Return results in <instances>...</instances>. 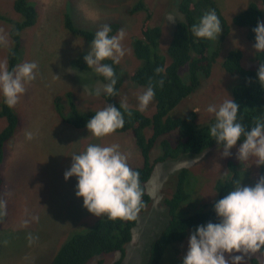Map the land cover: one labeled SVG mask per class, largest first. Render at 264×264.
<instances>
[{
    "label": "rangeland",
    "instance_id": "1",
    "mask_svg": "<svg viewBox=\"0 0 264 264\" xmlns=\"http://www.w3.org/2000/svg\"><path fill=\"white\" fill-rule=\"evenodd\" d=\"M137 1L29 0L38 9V17L35 26L26 28L21 33L22 46L17 65L36 62L38 69L36 79L25 84V93L20 97L19 103L11 108L16 113L19 124L17 123L15 134L5 146V160L0 165L3 179L0 197L6 213V221L0 225V264H52L54 257L72 235L88 231L106 216L97 217L84 208L83 198L76 196V177L65 180L64 174L71 167L73 154L84 152L90 144H117L120 146L119 150L128 155V164L132 169L143 165L131 133L96 137L87 127L74 128L59 114L60 110L67 118H74L76 113L96 112L107 106L105 93L101 92L100 96L94 94L95 88L105 83L94 70L85 71L77 66V60L88 54L91 42L69 32L66 17L81 31L96 33L104 24H117L120 28L115 35L121 28L125 30L122 45L126 53L117 64L124 80L118 100L126 96L130 108L138 110L137 96L146 88L137 85L132 79L134 71L143 65L132 47L134 40L141 37V26L147 8L152 16V26L163 28L159 53L165 56L168 64L171 61L167 56L168 47L183 15L179 12L181 0H144V9L140 8L132 14ZM216 1L232 29L223 53L232 48L240 49L244 53V67L255 69L258 64L255 56L257 52L253 44L247 39L245 41L244 30L237 27L233 20L249 4L261 5L263 0ZM15 2L16 0H0V17L6 19L4 21L0 18V36L6 40V43H0V63H6L9 70H12L10 55L15 43L10 38L12 25L8 20L24 21V17L14 10ZM169 16L175 20L174 23L169 21ZM186 70L182 69L181 73L184 74ZM237 83L236 78L217 64L212 76L202 79L196 92L168 117L184 119L198 112L197 122H200L212 114L207 111L209 105L218 107L224 100L233 99L232 89ZM2 103L4 104V97L0 94V112L4 107ZM155 110L153 99L142 113L152 116ZM8 124L6 117H0V133ZM27 131L34 134L30 141L25 138ZM152 132V128H148L145 137L149 139ZM239 145L231 149L233 155L228 158H221L219 146L210 149L206 152V157L198 160L178 159L158 164L147 184L151 202L140 214L132 231L133 240L127 246L126 256L120 264H143L145 261L147 247L152 238L158 235L157 225L167 221L165 217L168 216V209L164 200L173 192L175 173L186 167L192 176L190 186L194 188L195 196L192 202L184 205V210H189L192 204L196 206L202 201H212L217 196L216 182L224 176V172L229 173L227 163L236 158ZM162 152L159 141L150 153L151 163ZM210 161L218 165L215 170H210ZM249 161L254 162L255 159ZM252 171L251 180L256 176L254 168ZM242 185L249 186L250 183L242 182ZM29 234L34 238L31 244ZM188 242L189 240L183 244L179 260L186 255ZM167 255L170 256V253ZM120 258V252L102 254L88 264H115Z\"/></svg>",
    "mask_w": 264,
    "mask_h": 264
},
{
    "label": "trees",
    "instance_id": "2",
    "mask_svg": "<svg viewBox=\"0 0 264 264\" xmlns=\"http://www.w3.org/2000/svg\"><path fill=\"white\" fill-rule=\"evenodd\" d=\"M143 2L144 0H138L131 13L135 14L140 8L144 9ZM262 7H264V0L261 5L251 3L233 20L237 27L244 30L245 41L247 39L253 45L255 43L253 29L257 26L258 21H264V8ZM213 9L221 21L222 32L214 40L195 37L191 31L192 25L198 23L205 12ZM14 10L24 17V21L8 20L12 25L9 32L10 38L15 43L10 55L11 69L17 66L18 53L22 46V31L35 26L38 17V10L29 3V0H16ZM179 11L184 19L176 25L168 47L167 56L171 59L169 64L165 56L159 53L163 29L160 26L151 25L152 16L147 11V16L141 26L142 37L135 39L133 43L135 56L143 65L134 71L132 79L134 83L144 88L148 86L150 79L153 81L156 110L152 116H148L137 109H131V118L125 113L124 127L114 132L131 133L142 158L143 165L133 169L139 173L140 188L143 192L140 212L135 219L111 220L106 215L88 231L75 233L54 257L52 264H88L95 257L114 252L121 253L122 257L115 263L120 264L126 256L127 246L133 240L132 231L137 225L139 215L151 202L147 184L151 180L156 166L168 160H198L206 157V152L210 149L219 147L209 134L210 127L215 123L214 114L208 115L200 122H197L198 112L184 119L168 117L175 108L196 92L202 79L212 76L217 64L238 80L232 89L233 100L239 105L238 122L244 124L250 131L254 118L264 115V86L259 83L257 76L258 68L264 62V52L255 55L258 63L255 69L244 67L242 50L232 48L223 53V48L232 29L216 0H181ZM0 18L6 20L3 17ZM109 26L112 29L109 35H115L118 25L110 24ZM66 28L72 34L90 42L95 36V33L77 29L69 17H66ZM103 63L113 67L117 79L115 90L118 93L117 96L105 94L104 98L107 105L112 104L119 108L118 97L124 84L122 74L118 65L111 59L105 60ZM77 66L85 71L93 70L88 68L84 58L77 60ZM157 67H164L165 71L157 75L155 73ZM182 69H187L184 74L181 73ZM99 78L104 83H108L103 76H99ZM159 80L164 81L163 87L157 83ZM2 106L4 107H2L3 111L0 112V117H6L9 124L0 133V165L5 160V146L15 134L19 122L16 113L11 108L5 103H2ZM95 113H76L74 118H67L59 110L63 120L76 129L86 128L87 121ZM207 120L209 121L206 122ZM148 128L153 130L149 139L145 137V131ZM242 139L243 137L237 144H241ZM159 141L163 152L154 163H151L150 153ZM255 163V161L250 162L249 160L241 163L237 158L230 159L227 163L228 175H224L216 182V200L214 198L209 202L202 201L196 206L192 204L189 210H184V205L192 202L195 196L194 188L190 186L192 176L186 167L177 171L173 180V192L164 200L168 209V216L165 217L167 221L157 225L158 235L156 238H152V242L148 245V255L143 264H183L184 256L179 260L183 244L189 240L192 231L197 226L206 225L209 221L219 222L214 204L234 189V181L248 182L249 186H255L258 179L264 176V166H257ZM208 165L210 170H215L218 166L211 161ZM253 168L256 171V176L251 180ZM2 184L3 179L0 174V188ZM5 221L6 213L0 197V225ZM169 253L170 256L167 255ZM261 262L262 260L259 261L257 257H252L249 260V264H261Z\"/></svg>",
    "mask_w": 264,
    "mask_h": 264
},
{
    "label": "clouds",
    "instance_id": "3",
    "mask_svg": "<svg viewBox=\"0 0 264 264\" xmlns=\"http://www.w3.org/2000/svg\"><path fill=\"white\" fill-rule=\"evenodd\" d=\"M148 12L150 14L149 9ZM168 19L171 23L175 22L171 16ZM111 31L108 24L102 25L84 57L88 68L108 81L95 88L96 96H100L101 92L108 96L118 95L114 69L103 61L111 59L115 64L120 63L126 53L122 45L126 32L121 28L118 34L110 36ZM191 31L197 38L216 39L222 32V25L215 10L205 12L199 22L192 25ZM253 32L255 52H264V21H258ZM0 43H6L3 36H0ZM37 69L36 62H24L12 70L6 63H0V94L9 108L19 103L26 91L25 84L36 79ZM164 71V67L155 69L157 75ZM257 76L264 86V62L260 64ZM157 83L163 87L164 81ZM154 97V84L150 79L146 89L137 96L138 111L144 112ZM207 111L215 115L209 134L222 148V151L218 148L221 158L231 157V149L243 137L236 158L241 163L254 158L257 166H264V115L256 116L248 131L244 124L238 122L239 105L232 98L224 100L218 107L209 105ZM125 113L131 118L132 111L126 96L120 100L119 108L108 104L96 111L86 127L96 137L110 135L124 127ZM25 138L30 141L34 134L27 131ZM119 147L117 144L88 145L84 152L71 156L72 164L65 171L64 178L66 181L77 178L76 196L83 198V206L91 214L97 217L107 215L111 220L135 219L140 212L143 195L139 173L129 166L128 155L122 153ZM224 175L227 176L228 171ZM234 184V189L214 204L219 222L209 221L192 231L183 264H247L252 257L258 256L259 261L264 257V176L258 179L255 186H243L239 180H235ZM28 239L31 244L34 238L29 234Z\"/></svg>",
    "mask_w": 264,
    "mask_h": 264
}]
</instances>
